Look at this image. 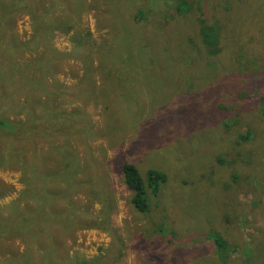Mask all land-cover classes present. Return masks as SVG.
<instances>
[{
	"label": "rangeland",
	"instance_id": "rangeland-1",
	"mask_svg": "<svg viewBox=\"0 0 264 264\" xmlns=\"http://www.w3.org/2000/svg\"><path fill=\"white\" fill-rule=\"evenodd\" d=\"M183 2L0 0V119L83 120L0 131L1 212L28 191L20 208L49 213L37 239L0 241V264H264V0ZM125 162L167 176L147 212Z\"/></svg>",
	"mask_w": 264,
	"mask_h": 264
},
{
	"label": "trees",
	"instance_id": "trees-1",
	"mask_svg": "<svg viewBox=\"0 0 264 264\" xmlns=\"http://www.w3.org/2000/svg\"><path fill=\"white\" fill-rule=\"evenodd\" d=\"M201 0H197L195 4L191 3H182V5L177 6V10L179 13L186 14L189 11V6L191 5H199ZM183 6V7H181ZM201 9V8H200ZM209 17H205L204 19H200V31L203 37L204 44L208 47V50L211 52L221 51V46L219 45L220 39L216 37V31L213 27H211V22L208 21ZM225 21V19H224ZM222 24V23H221ZM220 24L219 29L224 35V28ZM70 26L68 25L67 28ZM66 28V29H67ZM218 26L216 25V29ZM220 33V37H221ZM223 45V40H222ZM223 47V46H222ZM120 60V59H119ZM121 61V60H120ZM122 62V61H121ZM123 63V62H122ZM125 64H128V59L125 60ZM125 64L124 68H125ZM126 75L122 76V80H124ZM129 85H126L128 88ZM135 92L132 90V87L129 88V95L133 96ZM263 113H264V99H263ZM50 118V119H48ZM48 119L51 128L56 132H68L73 133L71 130L73 127L83 123V120L79 118H75L69 114L58 113L53 116L45 115L44 117H35V124H31L25 130H22L19 124L9 123L8 120L0 119V131L6 134V136L13 140H18L22 138H26L24 136L29 135H40L45 132V128L43 127V122ZM70 150L69 146L64 147L63 151L66 152ZM14 155V158H17L15 152H8L4 159H10V154ZM73 165H68L66 172L60 176V179H70V176L73 170ZM122 174L123 179L127 187L132 191V203L133 205L141 212H147L150 209V201L151 197L157 196V194L161 190V186L167 180V176L164 172L158 170L149 169L145 176H143L139 169L130 162H125L122 165ZM47 179L50 181H55L57 178L54 176H49ZM59 181V180H58ZM35 202L40 207L43 201L48 198H51V193L46 192L44 195L40 193H36L33 196ZM38 198V200H36ZM22 200L33 201L32 196L28 191H25L22 195V198L19 199V203L15 201L11 206L13 207V212L11 214H4L0 210V241H5L14 238H35L42 233L43 226L48 219L49 213L44 212L39 209L37 212H34L31 208L23 209L20 208L19 204ZM18 205V207H17ZM57 215V214H55ZM44 219L41 223L40 220ZM210 237L216 242L217 252L222 253V249L225 247V243L222 238L217 233H212Z\"/></svg>",
	"mask_w": 264,
	"mask_h": 264
}]
</instances>
